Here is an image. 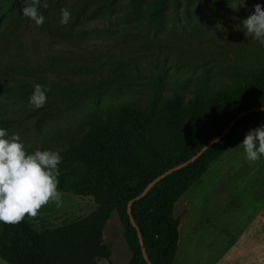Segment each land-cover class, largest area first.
I'll return each instance as SVG.
<instances>
[{"label": "trees", "instance_id": "1", "mask_svg": "<svg viewBox=\"0 0 264 264\" xmlns=\"http://www.w3.org/2000/svg\"><path fill=\"white\" fill-rule=\"evenodd\" d=\"M13 3V0H0V25ZM228 3L229 0H210V9L213 13L226 12ZM166 8L167 0H157L148 12V21H159ZM151 67L152 73L139 77L140 85L146 88L142 99L130 92L138 73L130 78L127 72L121 71L95 85L69 80L64 85L47 84L44 78L35 79L28 74L31 82L23 83L16 78L18 72H14L16 76H10L11 86L0 87V127L6 128L10 120L5 115L16 111H31L28 116L39 113L51 125L54 120L66 122L67 126L62 129L69 137L59 153L62 161L58 165L57 189L91 198L96 205L85 217L42 231L36 230L25 218L15 224L1 223L2 261L6 264H100L110 258L103 233L111 215L117 213L132 253L129 264H147L137 230L127 215L128 203L152 180L190 160L235 120L219 143L193 163L157 182L131 206L148 261L173 264L179 242V223L173 216L176 202L202 178L235 135L250 125L264 124L262 111L237 119L243 112L264 107V64L231 70L227 81L221 80L217 86L209 79L207 70L170 86L166 71ZM66 72L71 74L68 68ZM122 77L131 81L123 83ZM34 84L50 88L46 103L39 109L28 104ZM39 122L31 123L35 140L21 139L30 144L25 146L27 152L51 150L45 136L53 128L43 129ZM58 131L53 134L57 135ZM73 166L82 169L83 174L76 178L68 176Z\"/></svg>", "mask_w": 264, "mask_h": 264}, {"label": "rangeland", "instance_id": "2", "mask_svg": "<svg viewBox=\"0 0 264 264\" xmlns=\"http://www.w3.org/2000/svg\"><path fill=\"white\" fill-rule=\"evenodd\" d=\"M13 1L0 25V87L11 86L14 72L23 83L31 82V75L44 78L47 84L64 85L69 80L95 85L121 71L130 78L138 73L130 92L142 99L146 88L139 77L152 73L151 66L166 71L170 86L205 70L217 86L221 80L227 81L231 70L264 64V46L246 37L240 25L255 4L264 8V0H245L244 7L235 11L231 7L236 0H229L227 11L221 13L211 11L210 0H167L157 22L148 21V12L157 0H41L44 22L40 26L21 16L22 0ZM61 8L71 12L67 25L59 23ZM5 67L12 68L11 72ZM120 81L131 80L122 77ZM30 112L6 114L10 122L4 129L21 139L35 140L31 123L40 120L43 129L52 126L53 131L45 136L47 145L60 153L69 137L62 129L66 122L54 120L51 125L39 113L28 116ZM256 127L250 125L235 135L202 178L176 202L173 216L179 223V252L175 264H208L210 251L215 255L221 250L214 246L216 238L218 242L233 241L264 205V157L249 162L239 146L245 134ZM55 131L60 133L54 135ZM69 170L72 178L83 174L77 166ZM61 195L59 207L49 202L36 217L24 218L42 231L85 217L96 208L91 198ZM254 231L250 236L257 234ZM103 240L110 258L100 264H129L132 253L117 213L111 215ZM0 264L6 263L0 259Z\"/></svg>", "mask_w": 264, "mask_h": 264}, {"label": "clouds", "instance_id": "3", "mask_svg": "<svg viewBox=\"0 0 264 264\" xmlns=\"http://www.w3.org/2000/svg\"><path fill=\"white\" fill-rule=\"evenodd\" d=\"M22 17L28 18L40 26L44 16L40 13L41 0H22ZM245 0H236L234 11L244 7ZM43 7H47L44 3ZM235 19V17H233ZM71 20L67 8L60 9L61 25ZM246 37L264 46V8L257 3L253 11L240 21ZM48 86L34 84L28 97V104L34 109L44 106L47 100ZM264 111V108L261 109ZM212 143H219L213 138ZM243 158L255 162L264 157V124L250 129L239 144ZM61 155L49 149H36L27 152L21 137L17 133L0 128V223L15 224L28 217H36L42 206L49 202L57 207L62 204L61 192L57 189Z\"/></svg>", "mask_w": 264, "mask_h": 264}, {"label": "crops", "instance_id": "4", "mask_svg": "<svg viewBox=\"0 0 264 264\" xmlns=\"http://www.w3.org/2000/svg\"><path fill=\"white\" fill-rule=\"evenodd\" d=\"M263 215L264 205H262L256 217L251 220L244 230L238 233L233 241L228 242L226 238L225 241L220 240L218 242L219 238H216V245L214 246H220L221 250L219 254L215 255L211 253L213 250L210 251L208 264H264ZM254 229L257 234L250 236ZM175 259H177V255ZM173 264H175V260ZM178 264L181 263L178 262Z\"/></svg>", "mask_w": 264, "mask_h": 264}, {"label": "water", "instance_id": "5", "mask_svg": "<svg viewBox=\"0 0 264 264\" xmlns=\"http://www.w3.org/2000/svg\"><path fill=\"white\" fill-rule=\"evenodd\" d=\"M264 108V107H258L254 110H251V111H246V112H243L241 114H239L237 116V119L241 118L242 116L244 115H247L249 113H252L254 111H262L261 109ZM264 112V111H262ZM235 123V120H233L230 124V126L228 128H226L219 136H217L216 138H218V140L220 141L224 136H226V134L229 132L230 128L232 127V125ZM216 143H212L211 141L206 145L204 146L197 154H195V156H193L190 160L178 165V166H175L174 168L166 171L165 173L161 174L160 176H158L157 178H155L154 180H152L145 188L144 190L141 192L140 195H138L137 197H135L133 200H131L129 203H128V206H127V215L129 217V221H130V224L133 228H135L137 230V234H138V240H139V245H140V248H141V252H142V256L144 258V260L147 262V264H151L149 261H148V258L146 256V253H145V249H144V246H143V241H142V237L140 235V232L138 231L137 229V226L134 222V219L132 217V213H131V206L132 204L138 202L140 199H142L151 189L152 187L157 183L159 182L160 180H162L163 178H165L167 175L175 172V171H178L186 166H188L189 164L193 163L202 153H204L206 150H208L210 147H212L213 145H215Z\"/></svg>", "mask_w": 264, "mask_h": 264}]
</instances>
